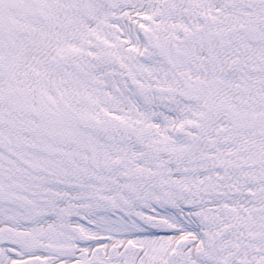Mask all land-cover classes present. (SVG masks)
<instances>
[{
  "label": "snow or ice",
  "instance_id": "snow-or-ice-1",
  "mask_svg": "<svg viewBox=\"0 0 264 264\" xmlns=\"http://www.w3.org/2000/svg\"><path fill=\"white\" fill-rule=\"evenodd\" d=\"M0 264H264V0H0Z\"/></svg>",
  "mask_w": 264,
  "mask_h": 264
}]
</instances>
